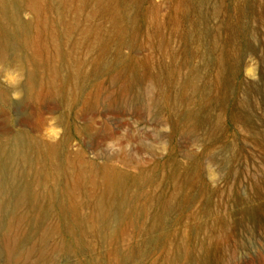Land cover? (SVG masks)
<instances>
[{"label": "bare ground", "instance_id": "1", "mask_svg": "<svg viewBox=\"0 0 264 264\" xmlns=\"http://www.w3.org/2000/svg\"><path fill=\"white\" fill-rule=\"evenodd\" d=\"M231 1L233 17L227 13L226 0H0V64L30 68L24 89L28 99L37 100L42 94V83L41 86L34 84L35 71L42 68L48 69L45 96L58 97L64 85L69 84L66 94L70 101L74 98L72 92H78L83 85L85 68L90 66L99 71L106 67L103 64L109 42L129 49H147L150 55L145 58L125 57V69L130 72L127 90L142 82L145 108L151 110L155 99L169 113L174 131L196 134L204 145L199 160L194 158L183 163L175 156H168L159 174L142 165L136 173H131L119 171L110 164L97 167L70 158L63 155L57 143L21 139L20 151L15 153V136L10 139L4 136L0 141V169L15 173V160L29 166L27 186L18 192L17 198L13 174L8 178L14 199L11 202L0 199V213L4 210L8 215L4 224L0 220L2 250L7 261L14 262L16 258L13 255L15 220L17 227L29 221L27 214L15 216V202L28 204L36 222L52 210L50 205L41 209L39 198L45 195L51 199L45 188L49 185L58 189L60 182L65 199L62 197L63 201L57 204L59 212L71 215L73 227L82 239L93 235L103 243L124 240L127 229L134 224H139L143 234L156 231L162 225L157 216H168L177 210L179 198L186 201L187 196H192L189 202L192 200L193 205L187 207L195 206L193 220L199 215L206 218L215 215L193 226L198 232L206 230L210 235L197 240L192 249L187 248L183 236L175 244L162 243L161 264H187L189 255L196 258L202 253L203 256L217 254L215 260L219 261L224 236L217 230L229 221L228 214L222 211L227 206L248 202L247 196H239L242 185L254 197L264 192V122L259 117L258 85L245 82L234 92L231 84L242 55H249L257 62V71L264 64V0ZM143 4L148 5L145 12L140 9ZM161 6L168 7L164 16L159 14ZM246 8L251 9L249 17L253 25L243 31L241 16L246 14ZM20 10L30 14L26 23L19 19ZM48 13L54 14L53 21L48 20ZM70 15L73 21L67 23ZM105 23L107 27L103 26ZM139 23L143 30L139 29ZM57 26H60L59 32L55 30ZM74 33L76 38H72ZM42 34L52 46L53 56H42L44 52L49 53L46 44L40 41ZM15 40L28 56L15 57ZM254 42L259 45L256 50ZM63 43L71 51H83L87 58L79 61L61 53ZM61 55L65 72L57 85L56 70ZM125 92V89L119 91L121 99ZM231 98L233 104L228 107ZM1 99L5 95L0 90ZM226 120L231 122L235 135L228 145L221 146L217 143ZM238 141L249 145L253 152L239 149ZM204 157L210 159L216 170L220 168L217 180H204L200 163ZM47 165L49 173L44 174ZM1 189L0 181V193ZM257 205L250 210L255 213L264 210V206ZM191 217L187 215V219ZM71 227L63 226L67 233H71ZM55 233L57 229L53 227L44 230L40 243ZM83 241L90 245L87 240ZM152 241L155 243L154 238ZM32 252L30 248L21 256L28 260ZM44 256L43 253L40 257ZM119 256L122 254H118V259ZM45 262L46 259H38L39 264Z\"/></svg>", "mask_w": 264, "mask_h": 264}, {"label": "rangeland", "instance_id": "2", "mask_svg": "<svg viewBox=\"0 0 264 264\" xmlns=\"http://www.w3.org/2000/svg\"><path fill=\"white\" fill-rule=\"evenodd\" d=\"M153 1L157 2V0ZM231 4V0H226L227 13L233 17L234 12ZM147 8L148 5L143 4L140 7L141 12H145ZM250 8H246V14L241 16L243 31H247L253 25L249 17V14L252 13ZM167 11L168 7L161 6L159 14L164 16ZM19 12V19L26 23L30 14L23 10ZM48 14V20L53 21L54 14ZM72 17V15L68 16L67 23H72ZM103 26L107 27V24L105 23ZM138 27L141 30L144 28L141 23L138 24ZM55 30L59 32L60 26H57ZM76 37L77 34L74 33L72 38ZM40 41L46 44L49 49V53L44 52L42 56H53L52 46L45 42V34H42ZM18 44L15 40V57L16 55L28 56V52L20 48ZM108 44L105 53L106 60L103 64L106 67L99 71L90 66L85 68L87 75L83 79V85H81L78 92H72L74 98H70V101L66 94V91L70 90L69 84L64 85V90L58 97L45 96L44 88L48 69L42 68L35 71L34 84L37 86L42 85L43 91L39 98L34 101L28 99L24 93L25 79L21 84L24 94L18 101L13 100L11 97L13 90L0 82V90L5 95V99L0 100V141L4 136L9 139L15 136V153L20 151L19 140L21 139L41 144L52 143L44 139L41 134L51 114L57 115L58 124L63 129L61 137L55 142L59 144V150L63 155L65 154L83 163L97 167L110 164L119 171L131 173H136L138 166L142 165L154 169L159 174L168 156H175L183 163L194 158L199 160L204 145L202 146L196 134L179 130L174 131L169 122V113L166 112L165 108H160L155 99L151 110L148 111L144 105L145 97L142 92V82L136 83L135 86L127 90L130 72L125 69L127 62L125 57L129 55L139 60L150 55V52L139 47L129 49L126 45L118 44L115 46L111 42ZM256 44L254 42V49L259 47ZM61 53L79 61L84 60L87 56L81 50L71 51L66 43L62 44ZM62 56L57 64L56 75L58 81L56 84H60V78L65 72ZM249 57V55H242L236 64V71L231 81L232 89L236 92L241 84L256 82L255 85H258L256 94L259 117H261L263 123L264 64L259 65V78L257 80L246 77L245 68L249 63ZM255 63L257 66L256 61ZM29 69V67L23 69L25 78ZM41 72L44 74L42 75ZM122 89H125L127 94L121 99L118 93ZM232 104L233 98L227 102V106L231 107ZM234 135L235 131L231 122L226 120L222 138L217 144L221 146L228 145L234 139ZM109 144H112L113 147H108ZM236 145L246 153L253 152L251 147L242 141L236 142ZM7 146L9 147V144ZM209 161L205 157L203 160L200 159L204 180H209V173L206 168ZM248 167L252 168V165L248 163ZM213 168L215 169L214 165ZM219 169V167L217 170L215 169L217 172H215V180L218 178ZM28 170L27 163L20 160H15V173L11 170L9 174V169H0L2 188L0 199L10 202L14 199L13 188L9 187L8 178L9 176L13 177V174L15 197L17 198L18 192L24 186H27ZM44 171V174L49 173L48 165L45 166ZM60 186H58L59 190H54L49 185L45 188L51 194V199L49 196L44 195V197L39 198L38 205L41 206V209H46L50 205L52 210L47 217L41 216L36 222L35 218L32 219L33 213L30 211L28 204L15 202L17 206L15 207V216L23 213L27 214L29 215V221L17 227V221L15 220L16 245L13 247V255L16 258L14 262L12 259L7 261L0 238V264H39L38 259H46L44 264H161L164 258V253L160 247L162 243L175 244L178 238L183 236L187 248L192 249L197 244V240L210 235L206 230L198 232L197 228L193 229V226L198 221L204 222L206 219L215 217V215H212L206 218L199 215V218L193 220L191 215L195 206L187 207L190 204L193 205L192 200L189 202L192 196H187L186 201L184 198L178 199L177 205L179 208L177 207V210L168 216H157V221L161 222L162 225L156 231L143 234L140 231L139 224H134L127 229L124 240L121 239L117 243H103L93 235H86L83 239L89 242L90 245L88 246L83 241L78 229L73 227L71 215L68 213L62 215L58 210V202L63 201L61 200L62 197L65 199ZM249 192V189L242 185L239 188V196L240 198L247 196L250 201H243L239 206H227L222 211L225 215L228 214L229 221L224 227H218L217 230V233L224 236L220 243L224 247L219 261L215 260L217 254L211 253L203 256L202 253L200 257L196 258L189 255L187 264H264V210L256 213L250 210L257 204V206H264V192L256 193L255 197ZM40 193H42V190ZM179 205H181V209ZM7 211L10 212L11 209H7ZM3 212L4 210L0 213L1 224H4L8 218V215ZM187 215L191 218L187 219ZM64 224L72 226L71 233L64 231ZM51 227L56 228L57 233L44 239L41 244V234ZM153 238L155 243L152 241ZM56 247L57 249H55ZM30 248H33V252L29 255L28 260L23 259L21 253ZM53 250L54 254L52 255ZM43 253L46 255L45 258L40 257ZM119 253L122 256H119L118 259ZM199 259L201 262L196 263L195 261Z\"/></svg>", "mask_w": 264, "mask_h": 264}, {"label": "clouds", "instance_id": "3", "mask_svg": "<svg viewBox=\"0 0 264 264\" xmlns=\"http://www.w3.org/2000/svg\"><path fill=\"white\" fill-rule=\"evenodd\" d=\"M27 18V14H26ZM245 76L249 77L253 80H257L258 71L255 61L249 57V63L245 68ZM25 79V73L22 68L15 66H5L0 64V82L4 83L8 88L12 89L11 97L13 100H20L23 97V89L21 88V84ZM63 133L62 127L59 126L57 121V115H51L47 121V125L42 129V136L44 139L49 142L55 143L59 140ZM108 147H113L112 144H109ZM207 171L209 173L210 181H214L216 179V174L213 168V165L209 162L206 165Z\"/></svg>", "mask_w": 264, "mask_h": 264}]
</instances>
